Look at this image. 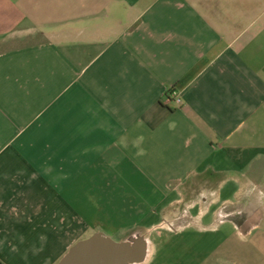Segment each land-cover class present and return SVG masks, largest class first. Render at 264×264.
Wrapping results in <instances>:
<instances>
[{
	"label": "crops",
	"instance_id": "1",
	"mask_svg": "<svg viewBox=\"0 0 264 264\" xmlns=\"http://www.w3.org/2000/svg\"><path fill=\"white\" fill-rule=\"evenodd\" d=\"M34 32L0 51V264H264V0H0V44Z\"/></svg>",
	"mask_w": 264,
	"mask_h": 264
},
{
	"label": "water",
	"instance_id": "2",
	"mask_svg": "<svg viewBox=\"0 0 264 264\" xmlns=\"http://www.w3.org/2000/svg\"><path fill=\"white\" fill-rule=\"evenodd\" d=\"M146 255L143 238L116 243L93 234L73 245L58 264H140Z\"/></svg>",
	"mask_w": 264,
	"mask_h": 264
},
{
	"label": "rangeland",
	"instance_id": "3",
	"mask_svg": "<svg viewBox=\"0 0 264 264\" xmlns=\"http://www.w3.org/2000/svg\"><path fill=\"white\" fill-rule=\"evenodd\" d=\"M44 40V36L38 32H34L28 36H20L14 37L13 39H9L5 43L0 44V51H4L10 48H16L25 46L28 44L39 43Z\"/></svg>",
	"mask_w": 264,
	"mask_h": 264
},
{
	"label": "built area",
	"instance_id": "4",
	"mask_svg": "<svg viewBox=\"0 0 264 264\" xmlns=\"http://www.w3.org/2000/svg\"><path fill=\"white\" fill-rule=\"evenodd\" d=\"M169 95H170V98L172 99V101L175 103V106L180 107L182 101H181L179 94L172 91V92H170Z\"/></svg>",
	"mask_w": 264,
	"mask_h": 264
}]
</instances>
